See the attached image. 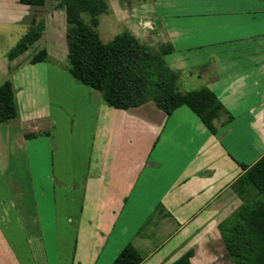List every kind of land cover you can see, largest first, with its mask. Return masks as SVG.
Wrapping results in <instances>:
<instances>
[{
  "label": "crops",
  "instance_id": "1",
  "mask_svg": "<svg viewBox=\"0 0 264 264\" xmlns=\"http://www.w3.org/2000/svg\"><path fill=\"white\" fill-rule=\"evenodd\" d=\"M16 2L0 0V18L22 19L28 5L21 10ZM35 11L32 23L44 22L36 41L46 50L40 62L46 63L49 108L22 115L14 99L15 116L5 126L0 123L5 184L0 187V264H111L127 244L140 255L139 264L182 259L185 264H234L222 227L252 193L241 197L237 190L243 165L264 155V0H137L127 6V31L148 45L171 43L173 51L164 59L177 73V84L182 74L195 76L231 116L215 121L214 134L185 105L170 114L152 101L92 108L84 99L85 88L66 73L64 92L56 96L55 107L50 105V83H61L51 58L66 59L64 10L54 4L43 16ZM27 49L3 67L10 62L15 73L32 64L39 49L22 57ZM73 100L100 126L94 125L89 155L76 158L75 186L60 181L61 191L78 206H61L60 234L54 214L49 241L32 229L41 226L35 190L14 178L9 163L13 155L16 162L12 152L25 149L32 131L55 121L54 112L74 116ZM59 162L52 176L59 173ZM52 194H58L57 188ZM67 222H73L74 231Z\"/></svg>",
  "mask_w": 264,
  "mask_h": 264
},
{
  "label": "trees",
  "instance_id": "2",
  "mask_svg": "<svg viewBox=\"0 0 264 264\" xmlns=\"http://www.w3.org/2000/svg\"><path fill=\"white\" fill-rule=\"evenodd\" d=\"M28 6H42L45 0H17ZM63 8L66 23V63L77 82L100 93L102 101L116 108L137 107L148 101L166 114L185 105L211 133L215 121L227 113L216 95L202 86L184 92L178 90L177 73L164 56L173 47L170 42L148 45L127 30L104 42L94 26L97 16L107 11L105 0H55ZM86 13V22L81 14ZM44 30L43 19L29 24L18 41L5 54L8 61L23 53ZM46 50L39 49L30 63L44 61ZM15 116L11 82L0 83V123ZM239 179L240 196L250 193L243 206L222 227L227 254L234 264H264V155L249 166L243 165ZM242 184V185H241ZM242 186V187H241ZM179 260L177 264H185ZM141 257L130 244L125 245L111 264H139ZM185 262V261H184Z\"/></svg>",
  "mask_w": 264,
  "mask_h": 264
},
{
  "label": "rangeland",
  "instance_id": "3",
  "mask_svg": "<svg viewBox=\"0 0 264 264\" xmlns=\"http://www.w3.org/2000/svg\"><path fill=\"white\" fill-rule=\"evenodd\" d=\"M105 1L108 6L107 11L98 16L95 29L97 30L99 37L104 42H107L111 40L116 33L122 30H127V6L137 0ZM16 4L21 10L24 8L23 6H25L20 3L19 5L17 2ZM54 4L55 0H45V3L42 6H25L27 8V13H25L20 20L12 21L0 18V81L8 79L11 82L14 99L17 103L16 107L22 115H38L49 108V97L45 80L47 75V70L45 69L46 63L36 62L26 64L15 73L10 62L7 64V69L3 67L2 64L7 60L5 57L6 52L15 45L19 37L25 32L26 27L29 24H32V17L34 15L33 8L37 10L35 11L36 16H43L47 11L53 8ZM62 16V23L65 24L64 14ZM82 18L86 22L89 21V17L86 13L82 14ZM41 44L42 42L40 40L36 41L31 47H29V49H27L22 57L32 55L35 49L36 51L40 49ZM59 58L61 59L59 60ZM51 62L55 63L61 72L60 77H58L60 79L58 81L61 83L57 82V79H53V76L51 79L49 78L50 81L52 79L55 80V83L51 82L50 84L52 85L49 86L50 105L55 107L58 100L56 96L63 94L64 92L62 90L63 76H65V73L69 76L71 75L67 70L65 57H57V59L51 58ZM200 82L201 80L195 76L188 78L186 74H182L177 87L179 91L184 92L201 87ZM81 86L85 88L83 95L85 94L84 99L87 101L86 104L88 106L93 108L97 104L99 105V103L103 107L107 106L102 101L98 91L83 84ZM80 90L82 91V89ZM80 93L81 92L79 91V94ZM72 104H74L73 106L75 107V110L73 111V113H75L74 116H70L69 112L62 114L59 111L54 112L55 115L53 116L54 118H52L55 119V121L51 119L52 122H49L47 125L44 124V127H41L34 132L32 131V135L27 136L26 142L22 145L23 149H25L20 152H12V154H15V156L18 157L16 162L13 155L11 156L9 163V168L12 169L10 171L14 172V178L19 180L22 185L31 186L35 190L36 195L34 196V201L41 226L32 229L36 230V232H39V230L42 231V234L49 241H52V236L55 233V228L53 226L54 214H56L57 218V231L58 234H60L61 206L65 205L70 209H76L78 206L76 200H71L70 195L63 193L64 190L63 188L61 189L63 185L60 181L67 182L68 184L70 181L72 182L76 173L72 174V168L76 165V158L84 157L86 159L90 151L94 125L95 128L97 126V128H99L100 126L95 123V118L86 114L87 111L82 108L80 109V105L77 106V102L73 100ZM103 116L104 115H102V117ZM72 119L73 121H71ZM6 123L2 124L5 126ZM12 149L13 148L10 146V150ZM5 153H7V151ZM58 159L60 161L59 169L62 171V176L60 175V170H58V168L57 170L59 173H57V176H52V172L55 170L53 164L55 163V167H58ZM63 177H66V179ZM72 185L75 186L73 182L70 186ZM0 187H5L1 178ZM53 187L57 188L58 194H56V196L52 194ZM73 198L76 199L75 196H73ZM67 223L74 231L75 226L73 222ZM32 229L30 227L27 228L29 233ZM61 233L65 235V233ZM47 245L48 244H46V246Z\"/></svg>",
  "mask_w": 264,
  "mask_h": 264
}]
</instances>
